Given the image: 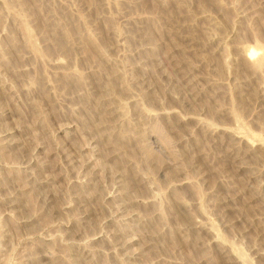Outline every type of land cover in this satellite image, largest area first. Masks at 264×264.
<instances>
[{
  "label": "rangeland",
  "instance_id": "1",
  "mask_svg": "<svg viewBox=\"0 0 264 264\" xmlns=\"http://www.w3.org/2000/svg\"><path fill=\"white\" fill-rule=\"evenodd\" d=\"M263 50L264 0H0V264H264Z\"/></svg>",
  "mask_w": 264,
  "mask_h": 264
},
{
  "label": "bare ground",
  "instance_id": "2",
  "mask_svg": "<svg viewBox=\"0 0 264 264\" xmlns=\"http://www.w3.org/2000/svg\"><path fill=\"white\" fill-rule=\"evenodd\" d=\"M262 51V50H261ZM259 49H248V50H246L245 51V57L247 58V59H250L252 62H253V60L255 59V57L256 56H258V52H260V54L262 53ZM263 53H264V50H263ZM261 58V57H260ZM256 60V61H255ZM254 61L257 63L259 60L257 59V57H256V59H255ZM261 60V59H260ZM262 62V61H261ZM254 64V65H256V66H258L257 64H259V63H257V64ZM157 147V146H156Z\"/></svg>",
  "mask_w": 264,
  "mask_h": 264
}]
</instances>
